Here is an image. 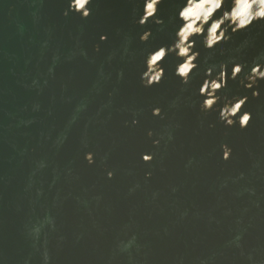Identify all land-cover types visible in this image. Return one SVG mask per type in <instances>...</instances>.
I'll return each mask as SVG.
<instances>
[{
	"label": "water",
	"instance_id": "95a60500",
	"mask_svg": "<svg viewBox=\"0 0 264 264\" xmlns=\"http://www.w3.org/2000/svg\"><path fill=\"white\" fill-rule=\"evenodd\" d=\"M177 3L161 5L165 21ZM90 7L83 18L64 15L70 0H0V264H46L45 251L47 264H264V81L258 99L242 89L251 125L226 127L219 111H200L203 74L182 91L174 55L161 84L141 83L148 52L173 42L175 24L140 25L143 0ZM261 49L264 32L244 58Z\"/></svg>",
	"mask_w": 264,
	"mask_h": 264
},
{
	"label": "clouds",
	"instance_id": "9594fccd",
	"mask_svg": "<svg viewBox=\"0 0 264 264\" xmlns=\"http://www.w3.org/2000/svg\"><path fill=\"white\" fill-rule=\"evenodd\" d=\"M164 3L165 0H143V14L137 21L142 26L155 23L160 26V31H163L167 24H175L173 42L148 52L146 70L141 74L143 86L161 84L166 76L163 62L169 55H174L177 58L175 74L184 86L182 91L187 90V86L195 77L203 74L204 79L199 87V94L203 99L199 101V108L204 115L217 110L219 120L226 127H234L238 123L240 129L248 128L254 119V113L245 110L250 96L242 94V89L252 90L251 96L257 99L261 96L260 84L264 81V49L250 61L244 57L247 54L245 50L255 46L256 37L264 32V23H261L264 21V0H180V3L173 5L174 11L168 21L160 15L161 5ZM91 4L92 0H70V9H65L64 15L67 16L70 10H74L81 13L83 18H87L92 12ZM255 24H259L260 31L252 34L249 30ZM239 32H249V35L238 45L230 47L229 43L233 42L234 34ZM152 37L153 30L149 27L142 32L140 40L148 42ZM101 39L107 40V34L102 35ZM128 43H131V37H128ZM198 45L207 50V54L203 56V67L200 61L202 53ZM127 51L126 47L125 52ZM217 51L222 56L227 54L226 58L216 61L214 58ZM123 76L124 72L121 69L119 77L123 79ZM176 103L174 100L172 106H176ZM192 103L195 104L197 101ZM152 112L156 116L165 115L161 107L153 108ZM133 123H139V120L136 119ZM210 126L215 127V124ZM154 134L153 130H149V136ZM172 139L174 136L169 132L168 140ZM154 143L159 145L160 140L157 139ZM221 149L224 160L232 158L233 148L227 142L221 144ZM85 158L89 164L95 163L94 152H87ZM142 158L145 162H151L155 159V154L145 152ZM114 175V171L108 172L109 178ZM148 175L151 176V172ZM243 175L241 173V176ZM46 221L55 227L51 215L46 217ZM40 231V225L32 229L37 238ZM239 239L240 236H237L236 240ZM135 242L136 237L133 236L131 240L122 243L121 251H130ZM44 258L47 264L50 260L47 251Z\"/></svg>",
	"mask_w": 264,
	"mask_h": 264
}]
</instances>
